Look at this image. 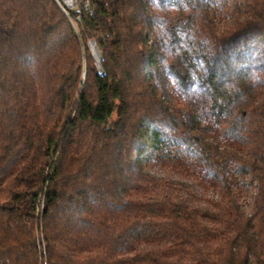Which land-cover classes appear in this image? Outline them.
Returning a JSON list of instances; mask_svg holds the SVG:
<instances>
[{
	"label": "trees",
	"instance_id": "obj_1",
	"mask_svg": "<svg viewBox=\"0 0 264 264\" xmlns=\"http://www.w3.org/2000/svg\"><path fill=\"white\" fill-rule=\"evenodd\" d=\"M62 3L0 0V264H264V0Z\"/></svg>",
	"mask_w": 264,
	"mask_h": 264
},
{
	"label": "water",
	"instance_id": "obj_2",
	"mask_svg": "<svg viewBox=\"0 0 264 264\" xmlns=\"http://www.w3.org/2000/svg\"><path fill=\"white\" fill-rule=\"evenodd\" d=\"M57 1L62 6V8L66 11L65 7L61 4V2L59 0H57ZM67 5L71 6V4H67ZM89 46H90V48L92 50L93 55L96 58V61H97L99 69L103 72V67H102V64H101L102 56H101V53H100V50H99V47H98L97 43L92 40V41L89 42Z\"/></svg>",
	"mask_w": 264,
	"mask_h": 264
},
{
	"label": "rangeland",
	"instance_id": "obj_3",
	"mask_svg": "<svg viewBox=\"0 0 264 264\" xmlns=\"http://www.w3.org/2000/svg\"><path fill=\"white\" fill-rule=\"evenodd\" d=\"M60 2H61V4L63 5V3H62V1L64 2V0H59ZM65 3V2H64ZM77 3V0H73L72 1V3H71V6H68L66 3V5L68 6V7H74L75 6V4ZM90 47V46H89ZM90 50H91V48H90ZM91 52H92V50H91ZM93 54V53H92ZM152 171L153 172H156V173H163L164 171L162 170V169H160L159 167H154V168H152ZM206 194L207 195H209V196H217L218 195V192L216 191V190H213V189H210V190H208L207 192H206ZM242 202H243V204L246 206V204H247V202H248V199L246 198V197H242ZM44 242V241H43ZM39 243V242H38ZM42 245V244H41Z\"/></svg>",
	"mask_w": 264,
	"mask_h": 264
},
{
	"label": "bare ground",
	"instance_id": "obj_4",
	"mask_svg": "<svg viewBox=\"0 0 264 264\" xmlns=\"http://www.w3.org/2000/svg\"><path fill=\"white\" fill-rule=\"evenodd\" d=\"M73 0H64L66 4H71Z\"/></svg>",
	"mask_w": 264,
	"mask_h": 264
}]
</instances>
